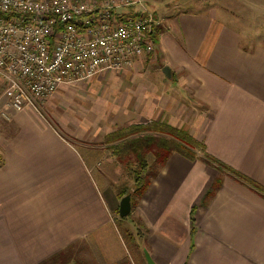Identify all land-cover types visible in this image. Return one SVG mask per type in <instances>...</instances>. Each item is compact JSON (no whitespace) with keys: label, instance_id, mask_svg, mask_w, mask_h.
Masks as SVG:
<instances>
[{"label":"crops","instance_id":"1","mask_svg":"<svg viewBox=\"0 0 264 264\" xmlns=\"http://www.w3.org/2000/svg\"><path fill=\"white\" fill-rule=\"evenodd\" d=\"M241 1L118 11L154 15V52L131 70L60 85L41 113L7 108L0 80V264H148L145 251L154 264H264V198L230 175L210 198L217 170L170 155L137 206L147 232L133 244L123 233L138 228L120 220L113 184L100 189L94 174L104 178L109 134L166 122L264 188V43L233 16ZM107 80L114 100L96 102ZM82 89L95 93L79 101Z\"/></svg>","mask_w":264,"mask_h":264},{"label":"built area","instance_id":"2","mask_svg":"<svg viewBox=\"0 0 264 264\" xmlns=\"http://www.w3.org/2000/svg\"><path fill=\"white\" fill-rule=\"evenodd\" d=\"M148 1L0 0L5 106L41 113L60 85L131 70L154 52L148 31L159 22L146 12H117Z\"/></svg>","mask_w":264,"mask_h":264},{"label":"trees","instance_id":"3","mask_svg":"<svg viewBox=\"0 0 264 264\" xmlns=\"http://www.w3.org/2000/svg\"><path fill=\"white\" fill-rule=\"evenodd\" d=\"M160 32L161 29L157 26H153L152 30L148 31V36L154 45L158 43ZM104 144L108 146V150L117 164L127 172V180L125 179L115 186V193L119 200L131 195V213L125 218H120L121 221L130 220L138 228L135 235L128 231L123 233V236L130 243L134 244L136 238H141L147 232L143 221L135 215V212L146 190L173 153H177L190 161L201 160L217 170L220 177L215 181L212 190L208 192L207 196L210 198L219 189L221 177L224 174L230 175L264 198L262 186L210 156L206 152L204 144L192 137L187 130L172 127L166 122H152L120 129L109 134ZM191 220L192 235H194L195 221L193 215ZM54 260H49L44 264H51Z\"/></svg>","mask_w":264,"mask_h":264},{"label":"rangeland","instance_id":"4","mask_svg":"<svg viewBox=\"0 0 264 264\" xmlns=\"http://www.w3.org/2000/svg\"><path fill=\"white\" fill-rule=\"evenodd\" d=\"M255 1L254 7L252 11H249L248 6H244V4H247L246 2L241 1L240 3H237L240 5L238 7L237 4L233 5V8L236 9L233 13V16L237 18L239 22H241L242 25H246V34H252L257 35V39L259 42L264 43V0H253ZM244 3V4H243ZM240 12H238V11ZM254 14L249 17V14ZM240 27V26H239ZM243 27H241V30ZM162 65V62L159 60L158 65ZM113 74V73H112ZM114 76V75H113ZM108 82H103L102 86L98 87L97 93L98 97L96 99V102H107L110 100H114V97L109 95V89L112 88ZM74 86H80L81 83H73ZM84 89L77 92V97L80 100H83L84 96L90 97L94 95L95 91L93 90L90 94L88 92H83ZM108 96V97H106ZM93 102V101H91ZM110 154V153H109ZM109 159L108 161H102L101 169L104 171V178L98 176L97 172H94L96 179L98 181V185L100 189L105 190L107 189L105 187L106 181L113 184L112 191H115V186L119 185V183H122L125 179L127 180V172L125 169L120 167L112 155H108Z\"/></svg>","mask_w":264,"mask_h":264},{"label":"water","instance_id":"5","mask_svg":"<svg viewBox=\"0 0 264 264\" xmlns=\"http://www.w3.org/2000/svg\"><path fill=\"white\" fill-rule=\"evenodd\" d=\"M163 72L166 74V76L169 75V68L166 67ZM132 207H131V195H127L123 197L120 200V205H119V217L120 218H125L131 213ZM145 258L148 262V264H154V262L150 259V256L148 253L145 251Z\"/></svg>","mask_w":264,"mask_h":264}]
</instances>
